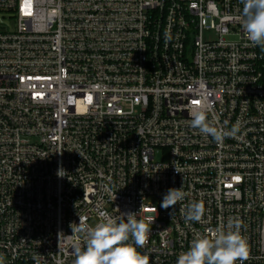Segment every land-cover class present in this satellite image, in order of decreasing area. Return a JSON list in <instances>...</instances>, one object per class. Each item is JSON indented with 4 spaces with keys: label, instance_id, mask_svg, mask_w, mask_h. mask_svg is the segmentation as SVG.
Instances as JSON below:
<instances>
[{
    "label": "built area",
    "instance_id": "built-area-1",
    "mask_svg": "<svg viewBox=\"0 0 264 264\" xmlns=\"http://www.w3.org/2000/svg\"><path fill=\"white\" fill-rule=\"evenodd\" d=\"M242 9L0 0V264H73L80 217L94 227L128 212L149 227L137 249L149 264H176L229 219L248 245L243 264H264V48L247 39ZM197 106L238 130L216 142L191 126ZM170 188L184 199L164 209ZM194 202L199 222L185 219Z\"/></svg>",
    "mask_w": 264,
    "mask_h": 264
},
{
    "label": "clouds",
    "instance_id": "clouds-1",
    "mask_svg": "<svg viewBox=\"0 0 264 264\" xmlns=\"http://www.w3.org/2000/svg\"><path fill=\"white\" fill-rule=\"evenodd\" d=\"M241 3L242 26L247 39L253 46L264 48V0H241ZM190 116L191 126L212 136L216 142H221L227 135H234L238 130L233 127L229 133L217 129L209 123L204 106L194 107ZM184 195L181 188H170L160 206L171 208L183 200ZM203 215L204 205L194 202L189 206L185 219L199 222ZM240 227L238 220L229 219L225 227L196 235L188 250L179 254L176 264H237V261L243 264L249 257V249ZM72 230L86 234L83 248L79 243L74 245L73 264H149V257L137 249L145 246L150 230L143 220L136 218V213H122L118 219L105 213L94 227H87L80 217L79 225ZM130 239L132 243H129Z\"/></svg>",
    "mask_w": 264,
    "mask_h": 264
},
{
    "label": "rangeland",
    "instance_id": "rangeland-1",
    "mask_svg": "<svg viewBox=\"0 0 264 264\" xmlns=\"http://www.w3.org/2000/svg\"><path fill=\"white\" fill-rule=\"evenodd\" d=\"M214 37V35H213V33H211L210 31H205L204 32V38H213Z\"/></svg>",
    "mask_w": 264,
    "mask_h": 264
}]
</instances>
